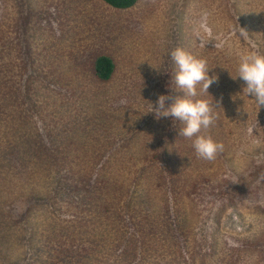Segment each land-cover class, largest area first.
Wrapping results in <instances>:
<instances>
[{"label": "rangeland", "instance_id": "374dc122", "mask_svg": "<svg viewBox=\"0 0 264 264\" xmlns=\"http://www.w3.org/2000/svg\"><path fill=\"white\" fill-rule=\"evenodd\" d=\"M176 48L219 78L195 98L222 114L200 133L215 160L150 112L185 95ZM252 52L264 0H0V264H264V107L237 77Z\"/></svg>", "mask_w": 264, "mask_h": 264}, {"label": "clouds", "instance_id": "9594fccd", "mask_svg": "<svg viewBox=\"0 0 264 264\" xmlns=\"http://www.w3.org/2000/svg\"><path fill=\"white\" fill-rule=\"evenodd\" d=\"M200 29L210 32L207 25V14L202 17ZM201 46H204L201 40ZM173 62L177 65L178 71L175 75L176 86L183 90L185 95L176 98L170 105L166 106L171 99L169 96H159L156 104L150 103L151 111L156 114L157 119L161 117H172L183 124L179 135L184 138H193V146L199 158L212 161L224 149L222 142L215 141L211 136L200 134L202 129L213 125L217 118L214 109H218L213 101L195 99L198 96L197 86H200V93H208L209 87L218 80L216 76H209L207 61L198 58L183 48H176L171 53ZM238 76L246 87L243 93L251 96L259 108L264 107V54L252 52L243 55L238 65ZM122 105L126 100H121Z\"/></svg>", "mask_w": 264, "mask_h": 264}, {"label": "trees", "instance_id": "16d2710c", "mask_svg": "<svg viewBox=\"0 0 264 264\" xmlns=\"http://www.w3.org/2000/svg\"><path fill=\"white\" fill-rule=\"evenodd\" d=\"M108 5L114 7V8H120V9H127L135 6L138 0H103ZM95 74L97 78L101 81H110L111 77L113 76V73L116 68L115 61L113 58L106 54L99 55L95 60ZM219 79V78H218ZM219 104V103H218ZM223 114L225 111V101L223 103ZM216 117L219 119L222 117L221 113H218L214 111ZM215 128L218 129L219 132L223 129V123L221 125H215ZM208 133L213 131V126H210L206 129ZM89 176V174H88ZM105 176V175H104ZM64 175H61V178H63Z\"/></svg>", "mask_w": 264, "mask_h": 264}]
</instances>
